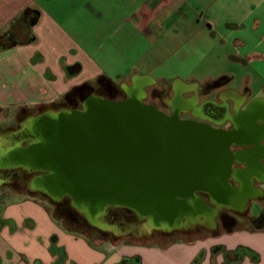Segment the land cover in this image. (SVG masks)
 <instances>
[{
    "label": "crops",
    "instance_id": "0c3cea01",
    "mask_svg": "<svg viewBox=\"0 0 264 264\" xmlns=\"http://www.w3.org/2000/svg\"><path fill=\"white\" fill-rule=\"evenodd\" d=\"M25 10L37 20L14 28L18 44L0 38V136L48 117L44 108L80 85L165 87L168 98L181 85L179 100L227 108L224 182L238 204L229 222L126 242L77 232L62 217L55 225L36 190L1 189L0 199H22L0 213V264H264V227L250 223L254 206L264 209V0H0V37ZM144 243L147 255L128 251Z\"/></svg>",
    "mask_w": 264,
    "mask_h": 264
},
{
    "label": "flooded vegetation",
    "instance_id": "af4514ba",
    "mask_svg": "<svg viewBox=\"0 0 264 264\" xmlns=\"http://www.w3.org/2000/svg\"><path fill=\"white\" fill-rule=\"evenodd\" d=\"M137 88L138 92L133 94L128 88L115 86L103 80L92 85H80L71 89L60 102L44 108L47 112L55 111L56 117L61 119L63 124L64 119L77 121L79 128L53 129L47 123L45 127L38 129H21L17 126L4 131L3 136L6 139L5 143L9 145V151L0 164V190L19 189L18 187L21 188L19 190L30 193L36 190L40 195L49 198L57 207L60 217L72 224L83 225L98 235L145 237L142 228L145 227L149 216L141 214L138 211L139 207L132 205L129 200L127 205L118 203L105 205L101 218L97 219L94 212L89 215L82 212L81 207L89 205V201L83 198L88 193L80 194L74 190V184L70 186L67 183V180L75 179L71 175L65 173L60 178L46 179L42 188L32 187L38 176L54 173L52 170L43 171L40 168L49 169L47 167H52L50 165L69 167L97 165L104 161L106 155L102 150L105 148L98 147L100 140L121 130L113 126L116 119L114 113L109 115L105 108L134 101L137 106L148 109L138 110L133 114L136 113V117L141 118L142 130L138 131L132 126L131 129L123 131L128 137L129 164L141 163L147 180L162 183L155 193L171 196L179 205H187L189 199L203 196L209 205L215 208L211 220L204 221L205 225H210L212 219L222 224L229 222L232 218L228 210L236 208L238 197L234 198V201L233 197L230 199L231 196L225 197V193L229 192L224 182L228 158L225 146L230 135L223 132V122L227 118V108L223 101H205L197 105L190 97L187 101H181L175 96L168 98V89L165 87L159 90L151 89L149 93H142L141 86ZM202 89L207 90L208 86ZM188 106L193 109L192 112L182 110ZM109 119L111 123H108ZM188 126L196 129L194 131L184 129ZM198 133L207 134L206 147L199 148L192 142L193 135ZM217 133L223 136L222 140L215 144L214 135ZM139 134H142L143 146L136 150L134 140L140 137ZM231 140L234 144H239L237 136L233 134ZM135 155L137 157H134ZM214 155L220 160V164L215 168ZM84 175L80 173L82 178H78V181L84 180ZM61 183L68 185L70 190L64 189ZM219 185L223 187L220 189ZM164 187L166 188L160 189ZM55 189L60 192L53 198L49 192ZM222 195L225 198H218ZM205 207L213 210L212 207ZM195 214L197 213L193 211H185L175 214V217L184 223L183 221H187ZM201 217L204 216H200V221ZM189 225L185 224L184 227L173 225L169 229L161 225L162 228H154L153 232L157 234L165 230L175 232L184 228L189 229L191 227Z\"/></svg>",
    "mask_w": 264,
    "mask_h": 264
},
{
    "label": "rangeland",
    "instance_id": "374dc122",
    "mask_svg": "<svg viewBox=\"0 0 264 264\" xmlns=\"http://www.w3.org/2000/svg\"><path fill=\"white\" fill-rule=\"evenodd\" d=\"M174 93L175 96H178L180 94V91H182L183 87L181 85H174ZM139 87L137 84H135V86L129 88L128 90H130V93H135L138 92V88ZM36 125H38L37 127H35ZM40 125H42V123H33L32 121L30 122L27 121L26 124L24 125L23 129H31V128H40ZM184 129L188 130V131H194L196 128L193 126H188V127H184ZM5 135V134H4ZM192 136V135H191ZM222 134L221 133H217L214 135V142L215 144L217 142H219L220 140H222ZM193 141L194 143H196V145L200 148V147H206L207 146V134H194L193 135ZM5 137L0 136V160L3 161L4 156L8 153L9 151V145L5 143ZM143 140L141 137H136L134 140V144H135V148H141L143 146L142 144ZM98 147L100 149L105 148L104 150H102V152L108 153V154H112L113 155V160L112 162H110L112 165H110V169L105 171L102 170L105 168V165H100L98 167V169L95 172H86V174L84 175L86 180H80L79 182H76L78 185L80 184L81 186L84 185V190H88L90 194H94L96 195L98 192L97 190H105L107 188H105V185H109L112 184V190L111 192H114V190H117L116 192H114V198L116 199V201H114L115 203L118 204H122L123 200L121 197V195L126 194L128 192V190L131 191V194L135 197L133 199V204L136 205L137 207H139L138 211L141 212V214H146L149 216V219L146 222L145 227L143 226L142 230H143V234H147L149 233L150 229H157V228H162L161 225H163L166 229H169L171 226L175 225V226H180V227H184L185 224H190L189 226H193L194 224L200 222V216H204L201 219V223H204V221L206 219L211 220V217L214 215V211L212 209H207L205 207V205H201L200 203H198V201L196 200L195 197L189 199L187 202V205H178L176 206L175 204H173L171 201L167 202L166 200L168 199H164L163 201L161 200L159 202V204H157V206H154V204H151V206H145L144 205V199L142 198L143 196H153L156 195L154 194L156 190L159 189V187L157 188L154 184V181H151V186L150 188L146 189L145 188V183H144V176L141 173V169H143V165H139L136 164V166L134 167V170H130L128 171V169L126 168V166H124V164L127 163L128 159H127V140L125 136H120V135H115L113 137L112 140H108L107 137L102 138L98 144ZM138 150V149H136ZM134 157H137L136 155ZM214 161H213V166L214 168L220 164V160L214 155L213 157ZM104 163V162H99ZM89 166H87V169H89ZM152 169L154 168V165L151 166ZM79 172L74 171L72 173H70L72 178H75L74 180L78 181V178H80V173ZM61 174H58L56 172L53 173V175H40L38 176V178L35 179V181L32 183V187L34 188H42L43 187V182L46 179H50V178H60ZM82 178V177H81ZM80 178V179H81ZM104 178H111V182L107 181L109 183L104 182ZM67 184V183H66ZM61 186L66 189V190H70V187H68V185L65 186L64 183H61ZM19 189H21L20 187H18ZM164 188H160V189H165ZM219 188L221 189V185H219ZM19 189H15L17 191H19ZM63 189V190H64ZM75 189V188H74ZM109 189V188H108ZM107 189V190H108ZM128 189V190H127ZM5 190V189H4ZM105 190V191H107ZM127 191V192H126ZM60 191H58V189H55V191H51L49 192L50 196L53 198H56L59 194ZM247 192H244L243 194H246ZM81 194V193H80ZM102 193H98L97 195H101ZM160 195V194H158ZM36 201L35 203L37 205H39L40 208L46 210L47 213H49V215L52 217L51 220L54 221L55 225L59 226L61 225V222H64V224L66 223V221L64 219H62L60 217V215L58 214L57 211V207H55V205L49 200V198L45 197V196H38L36 197ZM95 198V197H94ZM243 198V197H242ZM20 199H22L19 196L13 197L11 200L9 199H0V213L4 212L6 209L10 210V207L13 205H18V201H20ZM7 201V203H5ZM82 212H84V214H91V213H95V216L97 217V219L101 218V213L104 210L103 205L100 204L99 200L93 199L89 202V205L83 206L81 207ZM175 210V211H174ZM260 209L256 208V206H254V208L252 209V212L250 213L251 215H255L258 216L259 215V211ZM185 211H193L196 212L197 214L193 215L190 219H188L187 221H183L184 223H182V221L177 220L176 219V215L179 212H185ZM86 214V215H87ZM201 214V215H200ZM2 214H0L1 217ZM164 217H162V216ZM159 218L158 220H155V218ZM238 220H240L238 218ZM83 221V220H82ZM241 221V220H240ZM73 230L77 231V232H82L85 234H88L89 236L95 237V238H99L97 234L91 232L90 230H87L83 225H78L72 228ZM145 231V233H144ZM200 233L202 232L201 230L199 231ZM174 234H176L174 232ZM203 238L208 239V240H213V238H210L209 235H207L206 232L202 233ZM177 237H173V239H176ZM204 239V240H205ZM201 240V239H200ZM134 240L132 239V237L128 238L126 240V242H133ZM144 241V240H143ZM146 242V241H145ZM150 247H158V245L156 243L151 244ZM146 248H148V243H144V244H140V245H136L134 247L129 246L128 251L130 250V254H137V255H141L142 257L144 255H147L146 252ZM144 249V250H143ZM140 256V257H141Z\"/></svg>",
    "mask_w": 264,
    "mask_h": 264
},
{
    "label": "water",
    "instance_id": "95a60500",
    "mask_svg": "<svg viewBox=\"0 0 264 264\" xmlns=\"http://www.w3.org/2000/svg\"><path fill=\"white\" fill-rule=\"evenodd\" d=\"M105 109H106V111L109 112L108 113L109 115L111 113H114V116H115L116 119H114V125L113 126L116 129H119V130L121 129L120 131H116V133L113 136H110V135L107 136V139L108 140H112L115 135H120V136H125L126 140L128 142V137H127L126 134H124L123 131H125L128 128L131 129L132 126L134 128H136V130H138V131L142 130L143 122L140 121L141 118L136 117V115H137L136 111H138V110H147L148 108H142L140 106H137L134 101H130V102L117 104L115 106H106ZM134 112H136L135 115H133ZM52 113H55V111H53V112L49 111V113H48L49 116L48 117L39 118L38 120L34 121L33 123H35V124L36 123H42V125H40V127H45L47 125V123H49V125L53 129L57 128V127L63 128L64 130L70 129V128H74V129L75 128H79V123L77 121H72L71 119L70 120H65L64 119V124H63L62 120L57 118L56 114H52ZM108 123H111L110 119L108 120ZM37 126L38 125H36L35 127H37ZM109 126L110 125L108 124V127ZM31 129H34V127L31 128ZM136 135L138 136V134H136ZM139 136L142 137V134H139ZM105 155H106L105 159H104V161H102L104 163L97 164V165L93 164V165L89 166V169H87L88 165H84V166H75L74 165V166H70V167L69 166H65V165H50L52 167H47L49 169L40 168V170H43V171L52 170V171L56 172L57 175L58 174L63 175V174L66 173L68 176L70 175V173H72L74 171H77V172H79V173L84 175V174H86V172H89V171L90 172H95L100 165H105V168L102 169V170L107 171V170L110 169V165H112L110 162H112V160H113V155L112 154H108V153H105ZM226 161H227V169H228L229 164H230L229 163L230 162L229 158H227ZM0 164H1V160H0ZM139 165H141V163ZM124 166H126L128 171H130L132 169L134 170V167L136 166V162L134 164H131V163L129 164V162L127 161V163L124 164ZM141 173L144 176V168L141 169ZM110 179L111 178H104V180H105L104 182L109 183L107 181L111 182ZM52 180H55V179H52ZM84 180H86V179H84ZM151 181H153V180H151ZM151 181L147 180L145 178V176H144V183L146 185L145 186L146 189L150 188ZM76 182H79V181L74 180V179L67 180V183L70 186H71V184L75 185V189H74L75 191H77L79 193H87V192H89L86 189L84 190V188H85L84 185L83 186H81L80 184L78 185ZM154 182H155L154 185L156 187L157 186L160 187V184H162V183H159L157 181H154ZM222 184H224V183L222 182ZM215 185H216V183H215ZM105 186H106L105 188H107V189L109 188L108 190L105 189L107 191H105V190H97L98 193H102L101 195H97L98 193L96 195L88 193V195H85L86 197L84 196L83 198L86 199L89 202L91 200H93V199L99 200L100 204L103 205V207L105 205H108V204H115L114 201H116V199L114 198V194H115L114 192H116L117 190H114V192H111L112 184H109V185L107 184ZM221 186L223 187V185H221ZM154 194H156V193H154ZM121 197H123L122 198V200H123L122 204L127 205L129 203V202L127 203V200H129L132 203V205H133V199L135 197L131 194L130 190H128V192L126 194L121 195ZM220 197H224V196L223 195L222 196H218V198H220ZM225 197L229 198L230 197V193L229 192L227 194L225 193ZM142 198L144 199V205L145 206H149V207L151 206V204H154V206H157V204H159V202L161 200L163 201L164 199H168V200H166L167 202L171 201L176 206L179 205V203L173 201V197L165 196V195H161V194L160 195L156 194V195H153V196H151V195L150 196H143ZM214 198H216V197L214 196ZM198 203H200V202H198Z\"/></svg>",
    "mask_w": 264,
    "mask_h": 264
},
{
    "label": "trees",
    "instance_id": "16d2710c",
    "mask_svg": "<svg viewBox=\"0 0 264 264\" xmlns=\"http://www.w3.org/2000/svg\"><path fill=\"white\" fill-rule=\"evenodd\" d=\"M36 20H37V16L35 12H32L30 10H25L19 15L17 19H15L12 22L10 29L3 34V37L0 38L9 41L7 44L9 48L13 47L16 44H18L16 38V32L14 28L17 25H23V24L26 28H31L32 24H34ZM250 223L253 228L262 229L264 227V209L260 212V214L257 217L252 218L250 220Z\"/></svg>",
    "mask_w": 264,
    "mask_h": 264
}]
</instances>
